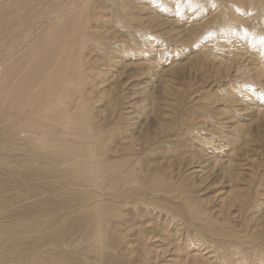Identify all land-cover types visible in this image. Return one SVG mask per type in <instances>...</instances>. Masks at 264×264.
<instances>
[{
  "label": "rangeland",
  "instance_id": "374dc122",
  "mask_svg": "<svg viewBox=\"0 0 264 264\" xmlns=\"http://www.w3.org/2000/svg\"><path fill=\"white\" fill-rule=\"evenodd\" d=\"M2 1L0 0V9L2 10L0 11V14L7 11L8 13L14 12L11 14L15 15L14 17L18 19V21H15L14 23L16 25H12L7 30L6 33L8 35L5 33V40H7V43L9 44H6V47L8 49L10 48V50L11 48H16L14 51H16L18 54L14 53V55L10 50H6L3 53L1 52L2 49L0 48V76L6 71V69H9L7 64L10 65V62L13 60V58L16 59L17 55L21 56L22 52L24 53L25 51H30V49L28 50L27 48H30V44L35 41V34L39 36V34L42 32L41 25L44 28L47 26V19L45 18L44 13L50 4L47 3L49 2L48 0H35V2L34 0H21L22 2L20 0H15L16 2L14 0ZM200 1L204 2V4L202 2L200 3ZM221 1L223 2V0H126V3H130L132 6H130V9L126 6L128 11L126 14L122 15H127L128 17H124L120 14V6L115 9L110 3H106L107 0H93V4L95 5L94 9H97V11H100V13L106 17L105 20H102L104 17H101L100 21L96 24L93 22L94 25H98L97 30L98 33H100L99 35H101V37L98 36V42H101V45L103 42H107L103 51H107L108 54H106L110 59L111 56L116 57L115 64L118 63V65L108 67L107 63L104 62L106 61V58L103 51H98V47L90 45L89 49L92 48L93 50H88L89 53L86 52V54H90L92 57L95 56L94 59L99 60L98 66H94L92 71L96 74H101V76H98L99 79L98 77L96 78V82L100 83L98 86L99 88L97 87V93L93 92V94H91L92 91H89L88 93L89 97H92L97 103L93 101L90 102V104L94 103L91 104V106H93L95 109L96 114L99 111L101 113V118L105 117V119H101L100 121L101 125H104L103 128L108 126L106 130L109 131L114 130V128L117 127L121 129L122 132L119 131L121 135L114 134L113 138H111V140L113 139V150L114 148L116 149L120 143H122L126 135H129V133L133 134L134 139L133 147L131 148L132 150H130L129 153L122 152L120 154L112 155L114 158L119 156L118 158H115V161L118 162L122 155L128 154L126 158L130 157L132 162H141L144 167L146 166L150 168V173L151 171L152 173L155 171V177L153 176L154 178H162L163 176L165 181L169 182L167 183V186V184H165L166 182L164 181L165 183L163 182V187H160L162 191L158 189V192H154L153 189L152 192L148 188L136 189L135 191L139 194V198L141 199L136 208H134L135 205L133 202L127 205H122L121 210H123V218H125L123 219L125 221L124 224L128 222L131 225H134L133 227L137 229H135V234L132 233L134 231L130 232L129 230H125V228H122V232L125 231L126 233H121L120 228H118V230L126 240V236L129 238L133 235L131 237L132 239L130 238L131 246L128 244V249L134 247L136 252L131 254L129 251H126L127 242L126 240H123V243L118 247L117 256H110L109 259L111 260H108L107 264H117L116 262L118 261L121 262L118 264L140 263L141 255L137 254L142 252L143 247L137 237L139 236V232L143 229L146 230L147 234L150 236V240L146 245V250L149 256H151V263L149 264H190L194 259H197L198 262L202 260V264H253V262L254 264H264V258H261L263 256H257V254H254L253 249L255 246L259 247V245L261 248H264V246H262L264 245V88L263 90L261 88L264 87V85H262L264 84V70L261 72L262 68L264 69V66L262 65L263 61L258 58L259 56L261 58L264 57V52H260V50L264 49V39L259 41L256 45L251 44L249 41L251 44L250 50H247V54L245 55L240 53L243 55L240 57L245 59L246 63L244 61L238 62V60L237 63L234 56L232 57L233 60H229L230 51L232 49L227 45L232 44V38L227 39L228 34L226 37L223 36L220 31L221 28L217 26L216 22L217 20H221L220 18L224 14L221 6L224 3L222 4ZM243 1L244 4H240L239 0H225V2L228 4L227 6L231 7L232 10L237 9V13L233 15L234 17L239 15L241 11V5H243L245 9L249 10L251 7L249 5L252 4V6H255L254 8L257 10V15L261 14V4L264 2V0ZM36 2H39V4ZM21 3L24 6L20 5ZM198 4H200V7L203 5L206 8H200ZM4 5L8 8H6ZM42 5L44 7H42ZM24 7H27V9L25 10ZM18 8L21 10L19 11ZM32 10H34V13H32ZM229 11L231 10L228 9V12ZM214 12L216 14H214ZM19 13H22L24 17L21 16L22 14L19 15ZM132 14H134V19L129 17V15L132 16ZM25 17H27V19ZM150 17L154 22L151 21ZM260 17L261 16H259V18ZM19 18L22 19V23L19 22ZM24 19L26 20L24 21ZM106 19L108 20L106 21ZM130 19L132 22H130ZM105 21L110 23L106 24ZM114 21L117 22L114 23ZM126 21H129L131 25L129 22L125 25ZM35 25L37 26L36 28ZM124 25L126 26V30H123ZM191 29L194 31V33H196V37L192 39L189 38L191 36L190 33L192 32ZM13 31L17 32L18 34L14 33ZM22 32L25 35L21 34ZM250 33L252 32H248L246 34L247 37H240L239 40H253V37H250ZM5 34L2 33L3 36ZM15 35L19 37L16 36L17 40L14 41L13 37H15ZM29 35H31V37H29ZM142 37H144V39L146 38V40H141ZM11 38L12 40L10 43ZM130 38L131 40H129ZM132 40L136 42L135 44H137V48L140 50L138 51V54L136 52L137 50H131V47L134 48L133 44L130 45ZM138 40L142 42H139ZM12 43L14 45L16 44L17 47H15ZM144 44L149 45V47ZM20 45L23 47L22 49ZM142 45L143 47H141ZM225 47L228 50L225 49ZM142 49L143 51H141ZM147 49L149 51L148 53L146 52L145 55L144 50L147 51ZM218 49L222 50V54L226 57H224ZM140 52H142V56L144 55L145 58L141 57ZM217 52L220 53L223 58L219 57L220 54ZM255 53H257V56L253 55ZM203 55L210 56H208L209 58H206L208 61L205 59V57L203 58ZM4 56L6 57L5 60ZM253 58L256 60L254 59L253 61ZM204 59L206 60V63ZM224 59L228 60L226 62L233 61L231 66L234 67L230 69V71H233L231 72L229 78L226 77L229 76V71H222L221 69L224 68L223 65H225L222 63L224 62ZM220 61L222 66L219 64ZM212 62L218 63L216 65ZM2 64L4 66H2ZM107 68H109L108 72H106ZM259 75L263 77L259 78ZM256 76H258L257 80H260V83L257 80L255 83V79L257 78ZM234 84L236 86L233 87ZM244 86L251 87L252 89V92L249 95H246L245 98L241 94L242 90L247 89L246 87L244 88ZM104 89L108 92L104 93ZM146 94L148 95L146 96ZM228 94L231 95V100L228 99ZM234 98H238L236 99L238 101H236ZM249 101H251L252 105L249 103ZM245 102L247 103V106L244 104ZM247 107L249 109L245 110ZM13 108L15 111L13 110L14 112L11 113V115H13H10L8 122L5 121L7 124L6 125L2 120H5V118H2L3 115H5V110H3L5 108H2L0 103V117L2 118L0 119L1 126L8 128L11 127V123H16L15 120L18 116L16 111L18 108ZM231 126L233 128H231ZM3 127H0L2 130H0V252L4 253L7 251L9 253L5 252L7 253L6 256H4L5 253H2V255L0 253V264H38L41 263L42 260H45L44 257L46 256V259L53 258L55 261L58 256V254L55 253L60 252V248L57 247L55 240L52 239L53 237L55 238L53 234H55L56 231L51 227L52 225L54 227L55 222L58 223V216L60 215L56 209V202L62 204L60 207L58 206V208H61V212L66 215L79 217L82 216V214L89 215L90 211H87V213L86 211H80L85 210V203L81 204V200L78 201L76 196L71 193L70 188H72L71 184H73L72 179L65 180L64 177L58 176L56 172L54 173L52 164H50L44 157L46 156L45 152H38L41 159L40 161L43 163L38 161V154L34 150L35 144L29 139L26 133L22 134L20 138L11 139V134L9 132L11 128L6 130L4 127L5 129L3 130ZM239 127L244 129L243 131L240 130L241 135H239L240 132L238 133V131L234 130L239 129ZM230 130L232 133H229ZM233 131L235 133H233ZM11 132L13 131L11 130ZM12 135H14V133H12ZM25 137L28 138L26 139ZM243 137L246 138L244 139ZM6 138H9V140H5ZM228 138H230V140L227 142ZM20 139H22L21 141L23 142H21ZM3 141H6V143ZM11 141L13 142L9 143ZM230 142L232 144H230ZM18 143L22 144L20 145ZM17 145H20L22 148ZM26 145L33 147L29 148ZM247 146L249 148H247ZM249 150L252 152H249ZM192 154L195 155L193 156ZM42 157L44 158L42 159ZM28 160H32V162L27 163L26 161ZM20 161L21 163L19 165L24 168L18 167V162ZM112 162H114V159ZM40 164L43 166V169ZM37 166L40 170H38ZM36 167L37 169H35ZM46 169L48 171H46ZM158 169L159 172L157 171ZM15 172L18 174V178L15 177ZM24 172L30 174L31 176L28 175V177H25V179L19 178L21 176L20 173ZM12 173H14V177L12 176ZM32 175H34V178H32ZM35 176L41 178L42 181L39 182V179H37ZM181 181L183 183H181ZM166 188L169 189L167 190ZM140 191H144L143 193L145 195L141 194L142 192ZM150 196L152 197L151 199L149 198ZM144 198L149 200L146 201ZM162 200H166L165 202L168 204L164 203ZM160 201L163 202V205H161ZM190 201L191 205H188ZM147 202L150 203L146 205ZM142 203H144V205ZM158 204H160V206ZM119 205L120 204L117 203V206ZM155 205L156 207L154 208ZM149 206L151 208H148ZM167 206L171 207L168 208ZM196 206L199 207V210L202 209L201 211L204 214H200V216L194 213V211L198 209ZM136 209L137 211H135ZM159 209L161 211H159ZM193 209L194 211H192ZM178 210L183 214H179V212H177ZM205 210H207V212H205ZM190 213H192V215H189ZM205 215H209V218H216L219 220V222H221V225L224 224L222 225V227H224L223 231L218 232L222 234V236L215 233V228H212L213 230L211 229L210 231L207 230V227L202 223V217H205ZM175 216L178 217L175 218ZM250 218L252 219L250 220ZM187 220H189V223ZM38 222L40 226H34L35 224H38ZM115 222L116 224L114 225L116 226H118L117 223H122L117 221ZM246 222L248 224H246ZM247 226L250 227V230H246ZM14 228L16 229L14 230ZM228 228H230V231H228ZM9 229H11L13 233H9L11 232ZM34 229H36L35 232H38L35 233ZM224 231L227 234H230L227 235ZM246 231L248 232L246 233ZM196 232L198 234H195ZM240 233H244L245 235H240ZM246 234H249V236L247 237ZM223 235H225L224 238H222ZM234 235H237V239L236 237L234 238ZM40 236L41 238L43 237V239H41ZM252 236L254 239L251 238ZM211 238L212 240H210ZM255 238H257V240H255ZM201 239L202 242L200 241ZM215 240H217V242ZM229 240H232V243ZM243 240L245 241L242 242ZM46 241L47 244L45 243ZM42 242L45 243L46 247L43 246L44 243L40 244ZM208 242L210 243L208 244ZM261 242L263 244H261ZM234 243L235 245H233ZM229 244L231 246L227 248L226 246H229ZM247 244L251 247L247 246V249L244 248L245 250L250 248L249 251H245L246 255L244 252L239 254L241 253L240 251H243L242 248L246 247L245 245ZM38 245L43 247L40 248L41 246ZM210 246L212 247L211 249ZM215 246L218 247L215 248ZM231 247H236V249L239 248V250L236 253V250ZM229 248L231 249L229 250ZM33 249L35 251H33ZM39 249L42 250V253L38 251ZM46 249L49 250H47L49 254L45 253V255L44 251H46ZM217 250L221 252L224 250V253L221 254ZM226 250H228V253L231 255H228ZM213 251L216 253H213ZM13 253L14 255H11ZM31 254H33V256ZM42 254H44L42 256L43 259L39 257ZM237 254H239L241 259H237L239 258ZM243 254L245 256H250L248 259L247 257L243 259ZM153 255L154 257H152ZM2 256L4 258H2ZM230 256H232L233 259H231ZM9 258H11V260ZM29 258L32 260L30 263L29 261L31 260ZM225 258L226 261L224 262ZM249 258H251V262ZM227 260L230 262L235 260L237 263L235 261L230 263ZM242 260H245L246 262H242Z\"/></svg>",
  "mask_w": 264,
  "mask_h": 264
},
{
  "label": "bare ground",
  "instance_id": "6f19581e",
  "mask_svg": "<svg viewBox=\"0 0 264 264\" xmlns=\"http://www.w3.org/2000/svg\"><path fill=\"white\" fill-rule=\"evenodd\" d=\"M2 1V0H1ZM7 1V0H5ZM15 1V0H14ZM21 1V0H20ZM49 2H47L48 7L45 10L46 12L44 13L46 20V25L45 28L41 25V30L42 32L38 35L34 36L35 41H33L32 44H30V48H27L28 50L30 49V51H25L24 53L22 52L21 56L17 55V58L14 59L10 62V65L7 64V67L9 69H6V71L4 73H2V75L0 76L1 78V82H0V103L2 105V108L4 107L5 112L2 118L0 117V119H2L4 121V123L6 124L5 121L8 122L11 113H13L15 110L13 107L18 108V110L16 111L17 113V119L15 120V124L11 123V128L10 129V138L11 139H16V138H20L22 136V134L26 133L27 136L29 137L30 140H32V142H34V150L37 152H45L46 156L45 159L52 164L53 167V171L54 173L56 172L58 174V176H62L65 178V180H70L72 179L73 184H71L72 188H70L71 193L76 196V199L79 201L81 200V204L85 203L84 209L85 210H80V211H90V214H86L79 217H74L73 215H66L63 212H61V208H58V206L60 207L62 204H59L58 202H56L57 205V212L60 213V215L58 216V223L55 222L54 223V227L53 225L51 226L53 229H55V234H53V236H55V238L53 237L52 239L55 240L57 247L60 248V252L59 253H55L58 254L57 259L54 261L53 258H45V260H42L41 263L38 264H107L108 260L110 256H117L118 253V247L123 243V240L125 241V237L121 234L124 233L122 232V228H125V230H129L130 232H132L133 234H135V227H133L134 225H131L130 223H126L124 224V220L125 218H123V210H121L122 205L125 204H129L132 203L135 205L134 208H136V206L139 204V202L141 201V199L139 198V194L135 191L138 188H142V189H146L148 188L149 190L152 191V189L154 190V192H158V189H160V187H163V182L165 181L164 177H157L154 178V174L155 171L152 173H150V168L149 167H144L143 164H141V162H132V159L126 158V156L128 155H122L121 158L119 159V161H115V158H118L117 156L114 158V156L112 155H116V154H120L122 152L124 153H129L130 150H132L131 148L133 147V134L129 133V135H126V137H124L122 143H120L118 145V147L113 150V146H112V140L111 138H113L114 134H119L121 135V133H119V131H121V129L119 127L114 128V130H106V128L108 127L106 124V128H103L104 125H101L100 121L101 119H105L101 118L100 116V112L98 111V113H95V109L93 108V106H91L90 102H93L94 99L91 97H89L88 93L89 91L91 92V94H93V92L97 93V87L100 85L99 82H96V78L98 76H101L100 73H94L92 71V69L94 68V66H98L99 60H95L94 57L95 56H91L90 54L87 55L86 52L89 53L88 50L91 51L90 45H94L95 47H98L99 49H97L98 51L101 50L103 51L106 47L107 42H103L101 45V42H98V36L101 37V35H99L100 33H98L97 30V26L98 25H94L93 22L98 23L100 21L101 17H104L102 20H105V15L101 14L100 11H97V9H94L95 5L93 4V0H48ZM4 2V1H2ZM11 2V1H10ZM16 2V1H15ZM14 2V3H15ZM22 2V1H21ZM35 2V0H34ZM198 2V1H197ZM196 2V3H197ZM202 1H200L201 3ZM222 2V1H221ZM220 2V3H221ZM251 2V1H250ZM258 2V1H257ZM7 3V2H6ZM12 3V2H11ZM13 3V4H14ZM20 3V2H19ZM37 3V2H36ZM44 3V2H43ZM42 3V4H43ZM106 3H110L115 9H117L118 6L119 7V11L121 12L120 14H126L127 13V7L132 6V4L130 3H126V0H107ZM199 3V2H198ZM204 4V2H202ZM224 3V4H223ZM240 4H244L243 0H239ZM5 4V3H4ZM10 4V3H8ZM18 4V3H17ZM16 4V5H17ZM39 4V2L37 3ZM34 4V5H37ZM46 4V3H45ZM130 4V5H129ZM223 5L222 9L224 11V14L218 18H220L221 20H217V26H219L221 29V33L223 34V36L226 37L227 35V39H231L232 44L227 45L228 47H230L232 50L230 51V58L229 60H233V56L236 58V62L238 60V62H245V59H242L243 56L242 54H247V50H250L251 48V44H258L259 41H261L262 39H264V2L261 4V14L257 15V10L252 6V4H250L249 6H251L248 9H245V7L243 5H241L240 7V13L237 17H234L233 15L235 13H237V9L236 10H232L231 7L227 6V2H225V0H223L222 2ZM15 5V7H16ZM20 5H23L22 3ZM33 5V3H32ZM200 7V4H198ZM239 5V4H238ZM2 6V5H1ZM5 6V5H4ZM11 6V5H10ZM24 6V5H23ZM127 6V7H126ZM6 8H8L7 6H5ZM4 7V9H5ZM14 7V6H12ZM22 7V6H21ZM39 7V6H38ZM42 7H44L42 5ZM46 7V5H45ZM198 7V6H197ZM196 7V8H197ZM203 8V5L201 6ZM200 7V8H201ZM219 7V6H218ZM247 7V6H246ZM1 8V7H0ZM20 8V7H19ZM18 10L20 11L21 9ZM29 8V7H28ZM41 8V7H40ZM39 8V9H40ZM194 8V7H193ZM202 8V9H203ZM236 8V7H235ZM24 9L26 10L27 7ZM34 9V8H33ZM36 9V10H39ZM133 9V8H132ZM219 9V8H218ZM228 9L231 10L228 12ZM8 10V9H7ZM6 10V11H7ZM23 10V9H22ZM35 10V9H34ZM32 10V13H34ZM144 10V9H143ZM259 10V9H258ZM0 11H2L0 9ZM217 11V10H216ZM222 11V12H223ZM244 11V12H243ZM5 12V10H4ZM10 12V11H9ZM24 12V11H23ZM22 12V13H23ZM28 12V11H27ZM124 12V13H123ZM226 12V13H225ZM242 12V13H241ZM12 13V12H11ZM11 13L5 12V13H1L0 14V48L2 49L1 52L4 53V51L6 50H10V48L8 49L6 47V44L9 45L7 43V40H5V36H6V32L7 30L14 24L15 21H18V19L16 17H14L15 15H12ZM22 13H19L22 14ZM29 13V12H28ZM27 13V15H28ZM142 13V12H141ZM246 13V14H245ZM16 14V13H15ZM24 14V13H23ZM21 15L22 17H24V15ZM214 14H216L214 12ZM18 15V14H16ZM33 15V14H31ZM30 15V16H31ZM38 15V14H37ZM133 15H129V17L133 18ZM218 15V14H217ZM124 17H126L125 15H122ZM259 16H261L259 18ZM18 17V16H17ZM28 17V16H27ZM27 17H25L27 19ZM40 17V16H39ZM117 17V16H116ZM128 17V16H127ZM30 18V17H29ZM44 18V17H43ZM42 18V19H43ZM122 18V17H121ZM138 18V17H137ZM151 18V17H150ZM20 19V18H19ZM24 19V21L26 20ZM41 19V20H42ZM114 19V17H113ZM112 19V20H113ZM120 19V18H119ZM22 19H20L19 22L22 23L21 21ZM36 20V19H35ZM45 20V19H44ZM43 20V21H44ZM108 19H106L107 21ZM118 20V19H117ZM123 20V19H122ZM131 20V19H130ZM23 21V22H24ZM34 21V20H33ZM40 21V20H38ZM105 21V22H106ZM138 21V19H137ZM150 21V20H149ZM152 21V18H151ZM104 22V21H103ZM117 22V21H116ZM114 21V23H116ZM119 22V21H118ZM129 22V21H128ZM127 21L125 22L128 23ZM132 22V20L130 21ZM129 22V24H130ZM135 22V20H134ZM154 22V21H152ZM156 22V20H155ZM40 23V22H39ZM110 23V22H106ZM137 23V22H136ZM165 23V22H164ZM210 23V22H209ZM29 24V23H27ZM33 24V23H32ZM37 24V22H36ZM102 24V23H101ZM100 24V25H101ZM118 24V23H117ZM116 24V25H117ZM120 24V23H119ZM166 24V23H165ZM216 24V23H215ZM30 25V24H29ZM124 25V29L126 30V26ZM131 25V24H130ZM155 25V24H154ZM19 26V24H18ZM103 26V25H101ZM112 26V25H111ZM118 26V25H117ZM128 26V25H127ZM206 26V25H205ZM17 27V26H16ZM20 27V26H19ZM37 26L35 25V28ZM40 27V26H39ZM38 27V28H39ZM119 27V26H118ZM129 27V26H128ZM127 27V28H128ZM198 27V26H197ZM200 27V26H199ZM18 28V27H17ZM23 28V27H22ZM28 28V27H27ZM26 28V29H27ZM130 28V27H129ZM191 28V27H190ZM193 29H195L194 27H192ZM198 29V28H197ZM196 29V30H197ZM210 29V28H209ZM18 30V29H17ZM21 30V29H20ZM29 30V29H28ZM122 30V29H121ZM136 30V29H135ZM192 30V29H191ZM195 30V31H196ZM219 30V29H218ZM10 31V30H9ZM24 31V30H23ZM14 32V31H13ZM39 32V29H38ZM130 32V31H127ZM134 32V31H133ZM218 32V31H217ZM224 32V33H223ZM248 32H252L250 33V37H253V40H239L240 37H247L246 34ZM2 33H6L4 36L2 35ZM9 33V32H8ZM17 33V32H14ZM30 33V32H29ZM37 33V31H36ZM123 33V32H122ZM125 33V32H124ZM11 34V33H10ZM18 34V33H17ZM20 34V33H19ZM23 34V32L21 33ZM33 34V33H31ZM115 34V33H114ZM126 34V33H125ZM131 34V33H130ZM134 34V33H133ZM191 36L189 38H195L196 33H194V31L192 30V32L190 33ZM220 34V33H219ZM2 35V36H1ZM8 35V34H7ZM14 35V34H13ZM25 35V34H23ZM119 35V34H118ZM187 35V34H186ZM15 35L14 41L17 40L16 38L19 37ZM22 36V35H21ZM211 36V35H210ZM220 36V35H219ZM29 37H31V35H29ZM131 37V36H130ZM146 37V35H145ZM185 37V36H184ZM213 37V36H212ZM25 38V37H23ZM27 38V37H26ZM107 38V37H105ZM129 38V37H128ZM183 38V37H182ZM144 39V37L141 38V40ZM148 39V38H147ZM210 39V38H209ZM9 40V39H8ZM12 38L10 39V43H11ZM24 40V39H23ZM117 40V39H116ZM131 40V38L129 39ZM128 40V41H129ZM146 40V38L144 39ZM184 40V39H182ZM20 41V40H19ZM27 41V40H26ZM102 41V40H101ZM139 42H142L140 40H138ZM185 41V40H184ZM189 41V40H188ZM230 41V40H229ZM250 41V43H249ZM21 42V41H20ZM25 42V41H24ZM130 42V41H129ZM144 42V41H143ZM238 42V43H237ZM15 43V42H14ZM109 43V42H108ZM115 43V42H114ZM136 42H134L132 40L131 44H133L134 48L131 47V50H137V54H138V48H137V44H135ZM185 43V42H184ZM195 43V42H194ZM13 44V43H12ZM11 44V45H12ZM27 44V43H25ZM141 44V43H140ZM139 44V45H140ZM149 44V43H148ZM14 45V44H13ZM19 45V44H17ZM24 45V44H23ZM147 47H149V45L144 44ZM197 45V44H196ZM214 45V44H213ZM15 47L16 44L14 45ZM225 46V45H224ZM223 46V47H224ZM226 46V47H227ZM11 47V46H8ZM19 47V46H18ZM21 47V45H20ZM139 47V46H138ZM143 47V45L141 46ZM139 47V48H141ZM214 47V46H213ZM220 47V46H219ZM218 47V48H219ZM225 47V49H227ZM23 47H21L22 49ZM16 48H11L10 51H12V53L16 54L17 52L14 51ZM24 49V50H27ZM20 50V49H19ZM93 50V49H92ZM215 50V49H214ZM219 50V49H218ZM217 50V51H218ZM228 50V49H227ZM21 51V50H20ZM143 51V49L141 50ZM148 49L147 51L144 50V53L146 55V52L148 53ZM220 53L222 54V50H219ZM225 51V50H224ZM199 52V51H198ZM206 52V51H205ZM260 52H264L263 50H260ZM104 56H105V60L104 62L107 63V66H113V65H118L115 64L116 62V57H112L111 59L109 58V56H107V51L104 52ZM107 53V54H106ZM141 57L145 58L144 55L142 56V52H140ZM218 53V52H217ZM218 53V54H220ZM1 54V53H0ZM14 54V55H15ZM18 54V53H17ZM92 54V53H91ZM98 54V53H97ZM102 54V52H101ZM128 54V53H127ZM136 54V53H135ZM219 55V57L223 58L222 55ZM262 54V53H261ZM10 55V54H9ZM99 55V54H98ZM103 55V54H102ZM139 55V56H140ZM255 56H257V53L253 54ZM264 55V54H263ZM11 56V55H10ZM138 56V57H139ZM209 55H203V58H209ZM217 56V55H216ZM122 57V56H121ZM226 57V56H224ZM228 57V56H227ZM240 57V58H239ZM5 56H4V60H5ZM97 58V57H96ZM147 58V57H146ZM220 58V60H221ZM260 58V60L263 61L262 65L264 66V57H258ZM2 59V58H1ZM8 59V58H7ZM6 59V60H7ZM119 59V58H118ZM204 59V60H205ZM228 59V58H226ZM224 59V63L225 65H223L224 68H221L222 71L227 70L229 71V76L226 77H230L231 72L233 70L230 71L231 68H233L231 66V63L233 62H226L228 60ZM255 58H253L254 61ZM203 60V59H202ZM207 60V59H206ZM205 60V63H206ZM210 60V59H209ZM256 60V59H255ZM15 61V62H14ZM208 61V60H207ZM223 61V59H222ZM247 61V59H246ZM6 62V61H5ZM101 62V61H100ZM227 64H226V63ZM237 62V63H238ZM102 63V62H101ZM127 63V62H126ZM215 63V62H212ZM218 63V62H217ZM217 63H215L217 65ZM246 63V62H245ZM253 63V62H252ZM256 63V62H255ZM221 66V61L219 63ZM236 64V63H235ZM251 64V63H250ZM258 64V63H257ZM128 65V64H127ZM218 65V66H220ZM256 65V64H255ZM2 66H4L2 64ZM106 66V67H107ZM114 66V67H115ZM127 67V66H126ZM240 67V66H239ZM237 68V66H236ZM246 68V67H245ZM254 68V66H253ZM256 68V67H255ZM1 69V68H0ZM91 69V70H90ZM113 69V68H112ZM251 69V68H250ZM3 70V69H2ZM108 72L109 68L106 69ZM245 70V69H244ZM259 70V67H258ZM261 70V69H260ZM263 68L261 70V72H263ZM1 71V70H0ZM99 71V70H98ZM105 71V69H104ZM111 71V70H110ZM247 71V70H246ZM252 71V69H251ZM250 71V72H251ZM254 71V70H253ZM257 71V69H256ZM105 72V73H106ZM218 72V71H217ZM226 72V71H225ZM248 72V71H247ZM258 72V71H257ZM260 72V71H259ZM104 73V74H105ZM255 73V71H254ZM109 74V73H108ZM121 74V73H120ZM259 74V73H258ZM261 74V73H260ZM264 74V73H263ZM236 76V75H235ZM264 76V75H263ZM259 75L260 77H263ZM257 78L255 79V83L256 80L258 79V76H256ZM222 78V77H221ZM236 78V77H235ZM264 78V77H263ZM99 79V77H98ZM219 79V78H218ZM237 79V78H236ZM235 79V80H236ZM253 79V78H252ZM217 80V79H216ZM244 80V79H243ZM247 80V79H246ZM231 81V79H230ZM241 81V80H240ZM260 83V80H257ZM103 82V81H102ZM243 82V81H242ZM247 82V81H246ZM251 82V80H250ZM104 83V82H103ZM102 83V84H103ZM150 83V82H149ZM217 83V82H216ZM215 83V84H216ZM234 83V82H233ZM237 83V82H236ZM240 84V82H239ZM243 84V83H242ZM258 84V83H257ZM262 84V83H261ZM252 85V84H251ZM264 85V84H262ZM231 86V85H230ZM236 86L235 84L233 85V87ZM239 86V85H238ZM258 86V85H257ZM261 86V85H260ZM259 86V87H260ZM244 89L242 90L241 94L242 96L249 95L252 92L251 87H247L244 86ZM258 87V88H259ZM99 88V87H98ZM243 88V87H242ZM255 88V87H253ZM262 90L264 87H261ZM228 89V88H227ZM113 90V89H112ZM261 90V91H262ZM254 91V90H253ZM264 91V90H263ZM108 91H105L104 89V93H106ZM236 92V91H235ZM234 92V93H235ZM257 92V91H255ZM103 93V94H104ZM147 93V92H146ZM258 93V92H257ZM263 93V92H262ZM90 94V96H91ZM149 94V93H148ZM146 94V96L148 95ZM255 94V93H254ZM145 95V94H144ZM237 96V95H234ZM233 96V97H234ZM240 96V95H239ZM257 96V95H256ZM228 99L231 100V95H227ZM235 99V98H234ZM238 99V98H236ZM235 99V100H236ZM264 99V98H263ZM92 100V101H91ZM233 100V101H235ZM243 100V99H242ZM238 101V100H236ZM240 101V100H239ZM244 101V100H243ZM246 101V100H245ZM248 101V100H247ZM257 101V100H256ZM95 102V101H94ZM253 102V101H252ZM255 102V101H254ZM97 103V102H95ZM249 103H251V101H249ZM248 103V104H249ZM264 103V102H263ZM202 104V103H201ZM247 106V103H244ZM23 105V106H22ZM252 105V103H251ZM13 106V107H12ZM22 106V107H20ZM98 106V105H97ZM229 106V105H228ZM257 106V105H256ZM251 107V106H249ZM13 108V109H12ZM114 108V107H113ZM221 109V108H220ZM227 109V108H226ZM249 109L248 107L245 109L247 110ZM252 109V108H250ZM257 109V108H256ZM14 110V111H13ZM114 110V109H113ZM254 110V109H253ZM252 110V111H253ZM258 110V109H257ZM124 111V110H123ZM136 111V110H134ZM3 112V111H2ZM254 112V111H253ZM257 112V111H256ZM255 113V112H254ZM262 113V112H261ZM114 114V113H113ZM226 114V113H225ZM13 115V114H12ZM11 115V116H12ZM112 115V114H111ZM131 115V114H130ZM238 115V114H237ZM5 116V117H4ZM232 116V115H231ZM15 117V116H14ZM110 117V116H109ZM210 117V116H209ZM230 117V116H229ZM100 120H99V119ZM112 118V116H111ZM227 118V117H226ZM121 119V118H120ZM11 120V119H10ZM119 120V119H118ZM139 120V119H138ZM226 121V120H225ZM224 121V122H225ZM2 123V122H1ZM10 123V122H9ZM109 123V122H108ZM228 123V122H227ZM231 123V122H230ZM233 123V122H232ZM110 124V123H109ZM112 124V123H111ZM4 125V124H2ZM7 125V124H6ZM235 125V124H233ZM245 125V124H244ZM110 126V125H109ZM119 126V125H118ZM0 127H3L0 125ZM5 127V126H4ZM3 127V130L6 128ZM111 127V126H110ZM114 127V126H113ZM124 127V126H123ZM244 127V126H243ZM6 128V130L8 129ZM112 128V127H111ZM231 128H233L231 126ZM206 129V128H205ZM204 129V130H205ZM215 129V128H214ZM1 130V129H0ZM9 130V129H8ZM11 130L13 132H11ZM124 130V129H123ZM220 130V129H219ZM223 130V129H222ZM235 131H238V133L240 132V130H244L241 129V127H239V129H234ZM247 130V129H246ZM2 131V130H1ZM126 131V130H125ZM199 131V130H198ZM207 131V130H206ZM249 131V130H248ZM247 131V132H248ZM111 132V133H110ZM122 132V131H121ZM12 133H14V135H12ZM229 133H232L231 130ZM233 133H235L233 131ZM217 134V133H216ZM241 135V132L240 134ZM124 136V135H123ZM5 137V136H4ZM27 137V138H28ZM253 137V136H252ZM23 138V137H22ZM26 138V137H25ZM26 138V139H27ZM208 138V137H207ZM214 138V137H213ZM234 138V137H233ZM232 138V139H233ZM237 138V135H236ZM244 138V137H243ZM246 138V137H245ZM244 138V139H245ZM9 140V138H6L5 140ZM215 139V138H214ZM226 139V138H225ZM250 139V138H249ZM18 140V139H17ZM22 139H20L21 141ZM116 140V139H115ZM199 140V139H198ZM201 140V139H200ZM230 140V138L227 139ZM2 141V140H1ZM27 141V140H26ZM208 141V140H207ZM232 141V140H231ZM234 141V140H233ZM241 141V140H240ZM6 143V141H3ZM13 141L9 142L12 143ZM23 142V141H21ZM25 142V141H24ZM31 142V141H29ZM213 142V141H212ZM8 143V142H7ZM16 143V142H15ZM118 143V142H117ZM250 143V142H249ZM20 144V143H18ZM22 144V143H21ZM20 144V145H21ZM26 144V143H25ZM28 144V143H27ZM30 144V143H29ZM205 144V143H204ZM230 144H232L230 142ZM251 144V143H250ZM17 145V146H20ZM24 145V143H23ZM31 145V144H30ZM116 145V144H114ZM228 145V144H227ZM247 145V144H246ZM28 146V145H26ZM203 146V145H202ZM238 146V145H237ZM249 146V145H248ZM247 146V148H249ZM6 147V146H5ZM4 147V148H5ZM11 147V146H8ZM21 147V146H20ZM19 147V148H20ZM29 147V146H28ZM31 147V146H30ZM29 147V148H30ZM33 147V146H32ZM31 147V148H32ZM207 147V146H206ZM246 147V146H245ZM22 148V147H21ZM3 149V148H2ZM7 149V147H6ZM16 149V147H15ZM140 149V148H139ZM240 149V148H239ZM252 149V148H251ZM20 150V149H19ZM30 150V149H29ZM33 150V152H34ZM7 152V151H6ZM14 152V151H13ZM18 152V151H17ZM35 152V153H36ZM192 152V151H191ZM197 152V151H196ZM249 152H252L249 150ZM2 153V152H1ZM16 153V152H15ZM30 153V152H29ZM34 153V154H35ZM194 153V152H193ZM254 153V151H253ZM8 154V153H7ZM32 154V153H30ZM41 155V153H40ZM193 155V154H192ZM191 155V156H192ZM195 155V154H194ZM193 155V156H194ZM197 155V154H196ZM250 155V154H249ZM248 155V156H249ZM252 155V153H251ZM36 156V155H35ZM38 156V161H40V157L39 154ZM125 156V157H124ZM198 156V155H197ZM242 156V155H241ZM261 156V155H260ZM42 157V159L44 158ZM187 157V156H186ZM7 158V157H6ZM188 158V157H187ZM244 158V157H243ZM250 158V157H249ZM255 158V157H254ZM37 159V158H35ZM44 159V160H45ZM114 159V162H112V160ZM148 159V158H147ZM118 160V159H116ZM7 161V160H6ZM36 161V160H35ZM135 161V160H134ZM148 161V160H147ZM249 161V160H248ZM2 162V161H1ZM5 162V161H4ZM12 162V161H11ZM10 162V163H11ZM27 163H31L32 160H28L26 161ZM42 162V161H40ZM242 162V161H241ZM9 163V162H7ZM21 163L18 162V167L19 168H24L21 167L19 164ZM43 163V162H42ZM145 163V162H144ZM156 163V162H155ZM200 163V162H199ZM35 164V163H34ZM46 164V163H45ZM6 165V164H5ZM11 165V164H10ZM25 165V164H24ZM28 165V164H27ZM41 165V164H40ZM47 165V164H46ZM4 166V165H3ZM7 166V165H6ZM42 166V165H41ZM149 166V165H148ZM10 167V166H8ZM7 167V168H8ZM12 167V166H11ZM38 167V166H37ZM37 167L35 169H37ZM214 168V167H213ZM43 169V166H42ZM45 169V168H44ZM48 169V168H47ZM46 169V171H48ZM225 169V168H224ZM229 169V167H228ZM38 170L39 167H38ZM152 170V169H151ZM42 171V170H41ZM45 171V170H44ZM159 172V169L157 170ZM38 172V171H37ZM260 172V171H259ZM42 173V172H41ZM51 173V172H50ZM21 176L19 178H23L25 179V177L27 178L28 175L31 176L30 174L24 172V173H20ZM43 174V173H42ZM165 174V173H164ZM202 174V173H201ZM44 175V174H43ZM12 176L14 177V173H12ZM154 176V177H153ZM160 176V175H159ZM239 176V175H238ZM15 177L18 178V174L15 172ZM37 179H39V182H41V178H38L37 176H35ZM46 177V176H45ZM225 177V176H224ZM32 178H34V175H32ZM246 178V177H245ZM46 179V178H45ZM207 179V178H206ZM17 180V179H16ZM223 180V179H222ZM169 181V180H168ZM172 181V180H171ZM166 182V181H165ZM164 182V183H165ZM218 182V181H217ZM169 182H166L165 184H167ZM181 183H183L181 181ZM173 184V183H171ZM176 184V183H175ZM259 184V183H258ZM174 185V184H173ZM168 186V184H167ZM164 186V187H167ZM167 189V188H166ZM169 189V188H168ZM167 189V190H168ZM253 189V188H252ZM174 190V189H173ZM172 190V191H173ZM177 190V189H176ZM240 190V189H239ZM259 190V189H258ZM40 191V189H39ZM162 191V190H161ZM171 191V189H170ZM178 191V190H177ZM142 192V191H140ZM144 192V191H143ZM141 194H144V193ZM153 192V191H152ZM164 192V191H163ZM161 192V193H163ZM166 192V191H165ZM171 193V192H170ZM249 193V192H248ZM256 193V192H255ZM152 194V193H151ZM155 194V193H154ZM172 194V193H171ZM175 194V193H174ZM190 194V193H189ZM239 194V193H238ZM145 195V194H144ZM166 195V194H165ZM176 195V194H175ZM143 196V195H142ZM153 196V195H151ZM149 197L150 199L152 197ZM168 196V195H167ZM147 197V196H146ZM162 197V196H161ZM169 197V196H168ZM172 197V196H171ZM174 197V196H173ZM148 198V197H147ZM252 198V196H251ZM145 199V198H144ZM143 199V200H144ZM166 199V198H165ZM169 199V198H168ZM167 199V200H168ZM173 199V198H172ZM74 201H76L75 199H73ZM146 201H148L147 199H145ZM161 200V199H160ZM174 200V199H173ZM152 201V200H151ZM164 201V200H162ZM160 201L161 205H163V202ZM166 201V200H165ZM164 201V203H166ZM262 201V200H261ZM145 202V201H144ZM153 202V201H152ZM202 202V201H201ZM117 203L120 204L119 206H117ZM150 203L147 202L146 205ZM156 203V202H155ZM154 203V204H155ZM193 203V201H192ZM246 203V202H245ZM257 203V202H256ZM255 203V204H256ZM144 205V203H142ZM141 204V205H142ZM168 204V203H166ZM191 205V201L190 203H188V205ZM261 204V203H260ZM132 205V204H131ZM160 206V204H158ZM165 205V204H164ZM186 205V204H185ZM175 206V205H174ZM259 206V205H258ZM83 207V206H82ZM127 207V206H126ZM143 207V206H142ZM156 207V205L154 206V208ZM166 207V206H165ZM168 207V206H167ZM171 207V206H169ZM168 207V208H169ZM197 207V206H196ZM248 207V206H247ZM129 208V207H128ZM148 208H151L150 206ZM164 208V207H163ZM162 208V209H163ZM179 208V207H178ZM190 208V206H189ZM198 209H196V211H194V209L192 211H194V213L200 215V214H204L201 210H199V207H197ZM204 208V207H203ZM221 208V207H220ZM83 209V208H82ZM173 209V208H171ZM181 209V208H180ZM191 209V208H190ZM250 209V208H249ZM127 210V209H126ZM133 210V209H132ZM147 210V209H146ZM154 210V209H153ZM157 210V209H156ZM186 210V209H185ZM228 210V209H227ZM253 210V209H252ZM137 211V209L135 210ZM159 211H161L159 209ZM163 211V210H162ZM170 211V209H169ZM172 211V210H171ZM188 211V210H186ZM191 211V210H190ZM259 211V210H257ZM127 212V211H126ZM134 212V211H133ZM179 212V210L177 211ZM184 212V211H183ZM205 212H207V210H205ZM227 212V211H226ZM80 213V212H78ZM77 213V214H78ZM130 213V212H129ZM182 213L181 211L179 212V214ZM186 213V212H185ZM211 213V212H210ZM85 214V212H84ZM134 214V213H133ZM149 214V213H148ZM172 214V213H171ZM183 214V213H182ZM188 214V213H186ZM207 214V213H206ZM75 215V214H74ZM189 215H192V213H190ZM140 216V215H139ZM138 216V217H139ZM180 216V215H179ZM201 216V215H200ZM198 216V217H200ZM209 215H205V217H202V223L204 224V226L207 227V230H211L212 228H215V233L222 236V234L218 233V232H222L223 228L221 222H219V220H217L216 218L214 219V217L209 218ZM212 216V215H211ZM227 216V215H226ZM133 217V216H132ZM136 217V216H135ZM141 217V216H140ZM143 217V216H142ZM167 217V216H166ZM178 216H175V218ZM192 218V217H191ZM190 218V220H191ZM201 218V217H200ZM199 218V219H200ZM129 219V218H128ZM138 219V218H137ZM141 219V218H140ZM186 219V218H185ZM252 218H250L251 220ZM254 219V218H253ZM127 220V219H126ZM134 220V219H133ZM194 220V219H193ZM198 220V219H197ZM248 220V219H247ZM33 221V220H32ZM122 222V223H117L118 226L114 225L116 224V222ZM132 221V220H131ZM135 221V220H134ZM143 221V220H142ZM158 221V220H157ZM183 222H185L184 220H182ZM189 223V220H187ZM201 221V220H199ZM34 222V221H33ZM136 222V221H135ZM147 222V221H146ZM180 222V221H179ZM178 222V223H179ZM250 222V221H249ZM132 223V222H131ZM228 223V222H227ZM251 223V222H250ZM260 223V222H259ZM35 224V223H34ZM123 224V225H122ZM134 224V223H133ZM141 224V222H140ZM143 224V223H142ZM145 224V223H144ZM181 224V223H180ZM201 224V223H200ZM246 224H248L246 222ZM38 226V224H35L34 226ZM125 225V226H124ZM146 225V224H145ZM187 225V224H186ZM184 225V226H186ZM196 225V224H195ZM226 225V223H225ZM228 225V224H227ZM251 225V224H250ZM40 226V225H39ZM198 226V225H197ZM196 226V227H197ZM245 226V225H244ZM42 227V226H41ZM60 227V228H59ZM194 227V226H193ZM222 227V228H219ZM231 227V226H230ZM247 226L246 230H250V227ZM44 228V227H43ZM59 228V229H58ZM118 228H120L121 233L119 232ZM170 228V227H169ZM185 228V227H184ZM195 228V227H194ZM193 228V229H194ZM13 229V228H11ZM11 229H9L11 231ZM16 228H14L15 230ZM39 229V228H38ZM186 229V228H185ZM230 228H228V231ZM245 229V227H244ZM36 229H34L35 232ZM213 230V229H212ZM218 230V231H217ZM160 231V230H159ZM183 231V230H182ZM197 231V230H196ZM226 232H228L227 230H225ZM224 231V232H225ZM33 232V231H32ZM33 232V234H34ZM38 232V231H36ZM35 232V233H36ZM191 232V231H190ZM189 232V233H190ZM194 232V230H193ZM225 232V233H226ZM242 232V231H241ZM248 231H246L247 233ZM250 232V231H249ZM9 233H13V231L9 232ZM126 233V232H125ZM214 233V231H213ZM224 233V234H225ZM233 233V232H232ZM231 233V234H232ZM236 233V232H235ZM7 234V233H6ZM29 234V233H28ZM130 234V233H129ZM195 234H198L197 232ZM202 234V233H201ZM200 234V235H201ZM227 234V233H226ZM230 234V233H228ZM227 234V235H228ZM239 234V233H238ZM237 234V235H238ZM244 234V233H242ZM240 233V235H242ZM253 234V233H251ZM257 234V233H256ZM8 235V234H7ZM10 235V234H9ZM12 235V234H11ZM36 235V234H35ZM132 235V234H131ZM137 235V234H136ZM135 235V236H136ZM204 235V234H203ZM215 235V234H213ZM237 235H234V238L236 237L237 239ZM245 235V234H244ZM123 236V237H122ZM133 236V235H132ZM131 236V237H132ZM205 236V235H204ZM225 235H223L222 238H224ZM230 236V235H229ZM246 236L248 237L249 234ZM257 236V235H256ZM37 237V236H36ZM128 238V236H126L127 240V248L126 251H129L131 254L134 252H136V250H134V247L129 248L128 249V244L131 246V241L130 238ZM137 237V236H136ZM150 236L147 234L146 230H141L139 232V236L137 237L138 240L140 241L141 245H142V252H140L137 255H141L140 257V263L138 264H149L151 263V256H149L147 250H146V245L147 242L150 240L149 238ZM202 237V236H201ZM232 237V236H231ZM241 237V236H240ZM245 237V236H243ZM258 237V236H257ZM38 238V237H37ZM41 238V236H40ZM136 238V239H137ZM215 238V237H213ZM227 238V237H226ZM233 238V239H234ZM246 238V237H245ZM252 239H254V237H251ZM3 239V238H1ZM39 239V238H38ZM43 239V237L41 238ZM45 239V238H44ZM129 239V240H128ZM132 239V238H131ZM208 239V238H207ZM217 239V238H216ZM229 239V238H228ZM242 239V238H241ZM251 239V241H252ZM260 239V238H259ZM8 240V239H7ZM212 240V238L210 239ZM224 240V239H223ZM222 240V241H223ZM250 240V239H249ZM248 240V241H249ZM255 240H257V238H255ZM36 241V240H35ZM39 241V240H38ZM37 241V242H38ZM198 241V240H196ZM202 242V239L200 240ZM217 242V240H215ZM226 241V240H225ZM232 243V240H229ZM235 241V240H234ZM245 240H243L242 242H244ZM136 242V241H135ZM204 242V241H203ZM213 242V241H211ZM250 242V241H249ZM248 242V243H249ZM44 242L40 243L43 244ZM47 244V241L45 242ZM45 243L43 244L44 247ZM210 242H208L209 244ZM229 243V242H228ZM7 244V243H6ZM200 244V243H199ZM207 244V243H206ZM217 244V243H216ZM261 244H263L261 242ZM140 245V244H139ZM151 245V244H150ZM235 245V243L233 244ZM239 245V244H238ZM252 245V243H251ZM256 245V244H255ZM259 245V244H258ZM41 246V245H38ZM43 246H41L40 248H42ZM49 246V245H47ZM172 246V245H171ZM203 246V245H202ZM220 246V245H218ZM218 246H215V248H217ZM231 245L229 244V246H226L227 248L230 247ZM246 247H243V251H240L242 254V252H244V254L249 251L245 250L244 248L247 249V246L250 245H245ZM264 246V245H262ZM51 247V245H50ZM169 247V246H168ZM175 247V246H174ZM179 247V246H177ZM221 247V246H220ZM225 247V246H224ZM223 247V249H224ZM241 247V245H240ZM251 247V246H250ZM48 248V247H47ZM212 247L210 246V249ZM214 248V250H215ZM226 248V249H227ZM234 248V250L237 251L239 250V248L236 249V247H231ZM229 248V250L231 249ZM4 249V248H3ZM38 249V248H37ZM44 249V248H43ZM254 249V254H257V256H263L261 258H264V248H261L260 245L255 246ZM45 250V249H44ZM48 249H46V251H44L45 253H48L47 251ZM219 250V248H218ZM217 250V251H218ZM221 250V248H220ZM257 250V251H256ZM32 251V250H31ZM33 251H35L33 249ZM38 251H40L42 253V250L39 249ZM52 251V250H51ZM55 251V250H54ZM59 251V250H58ZM212 251V250H211ZM222 251V250H221ZM220 252L221 254L224 253ZM233 251V250H232ZM246 251V252H245ZM7 252V251H5ZM4 252V253H5ZM11 252V251H10ZM57 252V251H56ZM171 252V251H170ZM202 252V251H201ZM215 251H213L214 253ZM217 252V253H218ZM228 255H231L230 253H228L229 251L226 250ZM253 252V251H252ZM1 253V252H0ZM3 253V252H2ZM1 253V255H2ZM3 253V254H4ZM9 253V252H7ZM7 253H5L4 256L7 255ZM34 253V252H33ZM40 253V254H41ZM53 253V254H54ZM152 253V252H151ZM216 253V252H215ZM235 253V255H236ZM37 254V253H36ZM42 254L41 257L43 259V255ZM49 254V253H48ZM178 254V253H177ZM234 254V253H232ZM239 254H237V259H241ZM242 255V258L245 259V257L250 256H245ZM250 254V253H249ZM11 255H14L11 254ZM33 256V254H31ZM38 255V254H37ZM46 255V254H45ZM184 255V254H183ZM199 255V254H198ZM216 255V254H214ZM248 255V254H247ZM36 256V255H35ZM50 256V255H49ZM48 256V257H49ZM161 256V255H160ZM226 256V255H225ZM253 256V255H252ZM154 257V255L152 256ZM195 257V256H194ZM197 257V256H196ZM256 257V256H255ZM2 258H4L2 256ZM6 258V257H5ZM8 258V257H7ZM31 258V256H30ZM29 258V259H30ZM38 258V256H37ZM56 258V257H54ZM199 258V256H198ZM231 259H233L232 256H230ZM228 258V259H230ZM11 260V258H9ZM13 259V258H12ZM159 259V258H158ZM246 259V260H247ZM250 262H251V258ZM256 259V258H255ZM254 259V260H255ZM31 260V259H30ZM38 260V259H37ZM210 260V259H209ZM223 260V259H222ZM257 260V259H256ZM259 260V259H258ZM262 260V259H261ZM202 261V260H201ZM198 262L197 259H194L193 262H191L190 264H200V262ZM214 261V260H213ZM226 261V258L224 260V262ZM228 261V260H227ZM232 261V260H231ZM235 260H233L232 262H234ZM245 260H242V262H244ZM32 262L29 261V263ZM230 262V261H228ZM230 262V263H232ZM236 262V261H235ZM246 262V261H245ZM258 262V261H257ZM37 263V261H36ZM121 263V262H116ZM213 263V262H212ZM223 263V262H222ZM237 263V262H236ZM249 263V262H248ZM256 263V262H255ZM31 264V263H30ZM188 264V263H186ZM202 264V262H201ZM210 264V263H209ZM224 264V263H223ZM240 264V263H239ZM247 264V263H246ZM254 264V262H253ZM259 264V263H258ZM263 264V263H262Z\"/></svg>",
  "mask_w": 264,
  "mask_h": 264
}]
</instances>
